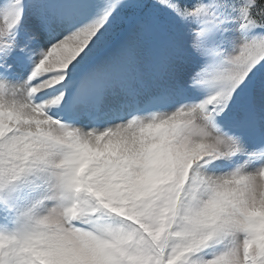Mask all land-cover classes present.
<instances>
[{
	"label": "snow or ice",
	"instance_id": "6c2138e0",
	"mask_svg": "<svg viewBox=\"0 0 264 264\" xmlns=\"http://www.w3.org/2000/svg\"><path fill=\"white\" fill-rule=\"evenodd\" d=\"M22 145L0 264H264V0H0V159ZM161 148L199 163L149 188Z\"/></svg>",
	"mask_w": 264,
	"mask_h": 264
},
{
	"label": "clouds",
	"instance_id": "9594fccd",
	"mask_svg": "<svg viewBox=\"0 0 264 264\" xmlns=\"http://www.w3.org/2000/svg\"><path fill=\"white\" fill-rule=\"evenodd\" d=\"M62 54H57L53 56L52 61L46 66L45 71L55 72L57 71V65L60 63V56ZM48 87L53 86V84H48ZM147 121V118H144ZM197 122L200 125H204V120L198 116ZM120 125H113L114 130L119 129ZM126 127V126H125ZM85 132L84 129H81ZM159 127L148 126L147 123L145 127L140 131L139 136L143 141L152 143L155 139H158ZM105 139L116 140L115 136L108 137L105 134ZM30 151L29 145H22L18 148V154H13L11 156L5 155L0 159V166L12 169L15 168L20 162L22 157L27 156ZM200 159H203L201 157ZM199 160L192 159L189 153L183 150H171L168 148L158 149L149 161L150 175L147 179V187H155L164 185L170 181L176 180L182 182L184 176L187 175L188 170H190L193 164H198ZM200 176L206 178V187L200 192L198 197L199 208L193 206L192 211L195 213L199 209H203L207 212H211L213 205L212 201L216 195V188L223 185L228 179V174L226 173H212L208 172L202 166L197 169ZM97 195H104L103 192H97ZM35 215L37 217H44L52 215L54 217L60 216L59 202L52 200L48 204L36 209ZM101 224L110 223L107 220L99 221ZM67 227V225H65Z\"/></svg>",
	"mask_w": 264,
	"mask_h": 264
},
{
	"label": "rangeland",
	"instance_id": "374dc122",
	"mask_svg": "<svg viewBox=\"0 0 264 264\" xmlns=\"http://www.w3.org/2000/svg\"><path fill=\"white\" fill-rule=\"evenodd\" d=\"M39 189L25 191L22 195L16 198V203L19 207H24L31 204L38 196ZM16 226V221L13 220L11 225L4 222L3 218L0 217V230H9Z\"/></svg>",
	"mask_w": 264,
	"mask_h": 264
}]
</instances>
